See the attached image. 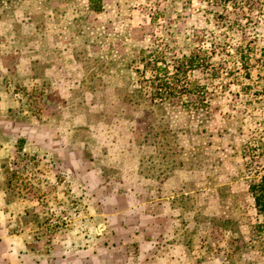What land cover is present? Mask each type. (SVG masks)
<instances>
[{
	"label": "rangeland",
	"instance_id": "1",
	"mask_svg": "<svg viewBox=\"0 0 264 264\" xmlns=\"http://www.w3.org/2000/svg\"><path fill=\"white\" fill-rule=\"evenodd\" d=\"M0 104L9 264H264V0H0Z\"/></svg>",
	"mask_w": 264,
	"mask_h": 264
},
{
	"label": "trees",
	"instance_id": "2",
	"mask_svg": "<svg viewBox=\"0 0 264 264\" xmlns=\"http://www.w3.org/2000/svg\"><path fill=\"white\" fill-rule=\"evenodd\" d=\"M92 10L97 13L101 11V7L98 2L90 1ZM155 99L161 101L169 98V93L166 92V89H163L161 93H155ZM154 100V98H152ZM249 191L253 197L255 207L258 212L264 213V174L260 177L257 183H253L249 187Z\"/></svg>",
	"mask_w": 264,
	"mask_h": 264
},
{
	"label": "crops",
	"instance_id": "3",
	"mask_svg": "<svg viewBox=\"0 0 264 264\" xmlns=\"http://www.w3.org/2000/svg\"><path fill=\"white\" fill-rule=\"evenodd\" d=\"M0 106H1V104H0ZM11 237H12L11 234H2V235H0V248L2 247L4 250H6L5 247L7 246V242H9L11 240ZM1 250L2 249H0V264H9L8 263L9 261L5 260V258H7V256H4V252L1 253ZM6 253L7 252L5 251V254ZM66 264H73V259H69Z\"/></svg>",
	"mask_w": 264,
	"mask_h": 264
}]
</instances>
